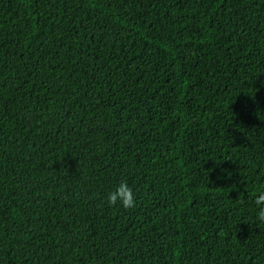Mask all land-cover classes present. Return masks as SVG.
<instances>
[{
  "label": "trees",
  "instance_id": "16d2710c",
  "mask_svg": "<svg viewBox=\"0 0 264 264\" xmlns=\"http://www.w3.org/2000/svg\"><path fill=\"white\" fill-rule=\"evenodd\" d=\"M261 188L264 0H0V264H264Z\"/></svg>",
  "mask_w": 264,
  "mask_h": 264
},
{
  "label": "clouds",
  "instance_id": "9594fccd",
  "mask_svg": "<svg viewBox=\"0 0 264 264\" xmlns=\"http://www.w3.org/2000/svg\"><path fill=\"white\" fill-rule=\"evenodd\" d=\"M255 204L258 208L257 220L264 223V188L257 189ZM106 202L110 206H122L126 209L135 207L136 193L127 179H121L114 189L107 193Z\"/></svg>",
  "mask_w": 264,
  "mask_h": 264
}]
</instances>
